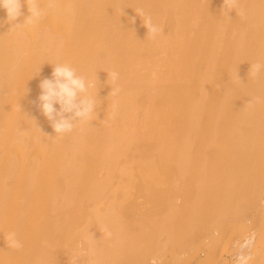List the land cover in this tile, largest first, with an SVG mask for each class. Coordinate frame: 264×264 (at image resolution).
<instances>
[{
    "label": "bare ground",
    "instance_id": "obj_1",
    "mask_svg": "<svg viewBox=\"0 0 264 264\" xmlns=\"http://www.w3.org/2000/svg\"><path fill=\"white\" fill-rule=\"evenodd\" d=\"M49 3L14 31L0 9V264H264V0ZM56 63L97 109L52 138Z\"/></svg>",
    "mask_w": 264,
    "mask_h": 264
},
{
    "label": "clouds",
    "instance_id": "obj_2",
    "mask_svg": "<svg viewBox=\"0 0 264 264\" xmlns=\"http://www.w3.org/2000/svg\"><path fill=\"white\" fill-rule=\"evenodd\" d=\"M238 0H224V13L228 14L233 11L229 5H236ZM22 6L27 7L28 15L23 23H18V19L23 15ZM52 7L50 0L49 9ZM0 9L5 10L7 22L11 25L9 31L23 28L26 24L36 23L47 14V9L40 6V0H0ZM136 14L143 17V26L147 29V35L153 39L159 35L163 29L153 23L152 17L137 10ZM244 15L243 11L240 13ZM132 18L130 23H134ZM53 65L51 77L43 78L40 81V94L33 101L38 111L47 118L56 138L72 133L78 125L89 121L97 109V99L89 94V88L94 87L87 77L81 75L77 70L67 63H56ZM264 71V63L257 61L250 65L249 73L253 77H258ZM113 81L119 78L117 72L108 74ZM260 98H255V103H259ZM254 101H249L251 106ZM58 106V107H57ZM6 244L9 248L18 249L21 244L16 239V234L11 232L7 235ZM250 243V241H249ZM250 257H238L241 264H245Z\"/></svg>",
    "mask_w": 264,
    "mask_h": 264
}]
</instances>
